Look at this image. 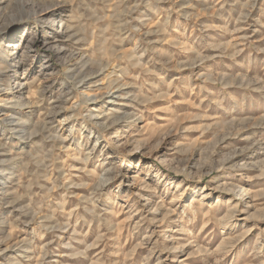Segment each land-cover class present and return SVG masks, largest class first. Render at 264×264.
<instances>
[{
    "label": "rangeland",
    "instance_id": "obj_1",
    "mask_svg": "<svg viewBox=\"0 0 264 264\" xmlns=\"http://www.w3.org/2000/svg\"><path fill=\"white\" fill-rule=\"evenodd\" d=\"M0 264H264V0H0Z\"/></svg>",
    "mask_w": 264,
    "mask_h": 264
},
{
    "label": "bare ground",
    "instance_id": "obj_2",
    "mask_svg": "<svg viewBox=\"0 0 264 264\" xmlns=\"http://www.w3.org/2000/svg\"><path fill=\"white\" fill-rule=\"evenodd\" d=\"M19 3H20V2H19ZM24 5H25V4H23V2L20 3V6H21L22 8L24 7ZM67 70H68V69H67ZM92 71H93V70H92ZM119 87H120V86H119ZM120 90H121V89L119 88L118 91L120 92ZM116 98H117V97H116ZM9 118H10V117H9ZM9 122H10V121H9ZM113 124H114V123H113ZM42 130H43V129H42ZM107 179H108V178H107ZM246 197H247V196H246Z\"/></svg>",
    "mask_w": 264,
    "mask_h": 264
}]
</instances>
